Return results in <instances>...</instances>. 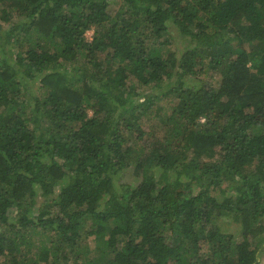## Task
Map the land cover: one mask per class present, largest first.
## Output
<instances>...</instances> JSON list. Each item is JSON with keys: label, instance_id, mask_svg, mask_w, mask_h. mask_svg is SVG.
<instances>
[{"label": "trees", "instance_id": "1", "mask_svg": "<svg viewBox=\"0 0 264 264\" xmlns=\"http://www.w3.org/2000/svg\"><path fill=\"white\" fill-rule=\"evenodd\" d=\"M37 186L57 200L28 220ZM262 244L264 0H0V264H261Z\"/></svg>", "mask_w": 264, "mask_h": 264}, {"label": "rangeland", "instance_id": "2", "mask_svg": "<svg viewBox=\"0 0 264 264\" xmlns=\"http://www.w3.org/2000/svg\"><path fill=\"white\" fill-rule=\"evenodd\" d=\"M117 7H118L117 3L115 4L113 2L108 6V9L111 15L114 13ZM91 35H92V29L88 30L85 33L86 39L89 40L91 38ZM166 37L169 39V42L166 45V48H168L170 51H174L176 53V56H179L190 45L189 39H187L185 36L180 34L177 28L171 24L168 25V33ZM178 76L182 77L185 80L186 84L191 85V86L201 85L202 84L201 79H204L207 85H215L217 83V75H215L214 73H207L205 75L201 74L200 76H182L176 73L174 78L177 79ZM145 89H147V87ZM150 89L153 91L159 90V88H150ZM147 91H150V90L147 89ZM153 121H154V118H152L151 116L149 117L146 116L142 121L143 127L145 129L152 130L153 128H155V126H153ZM118 181L120 183L127 182L131 184H135L137 182V179L132 175L131 169L128 168L123 172V174L120 176V179ZM50 199L57 200V194L54 193V194L47 195L46 193H44L43 189L40 186H37L36 195L34 196L35 203L31 207L32 213L28 215L24 214V216H27V219L29 220L31 216L36 217V216L42 215L41 208L44 206V203ZM9 216H10L9 212L4 214L5 221L9 220ZM219 224L223 230L234 234L237 239L241 238L240 237V227L233 221H230L229 218H226V217L222 218L219 221ZM261 246L263 247V248L261 247L263 250L261 249L260 263L264 264V244H262Z\"/></svg>", "mask_w": 264, "mask_h": 264}]
</instances>
